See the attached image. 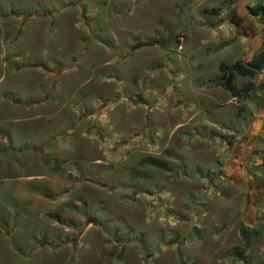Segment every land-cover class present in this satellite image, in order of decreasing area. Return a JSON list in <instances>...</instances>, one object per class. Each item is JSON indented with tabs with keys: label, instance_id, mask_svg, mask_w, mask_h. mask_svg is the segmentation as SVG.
I'll use <instances>...</instances> for the list:
<instances>
[{
	"label": "rangeland",
	"instance_id": "1",
	"mask_svg": "<svg viewBox=\"0 0 264 264\" xmlns=\"http://www.w3.org/2000/svg\"><path fill=\"white\" fill-rule=\"evenodd\" d=\"M255 3L0 0V264H264Z\"/></svg>",
	"mask_w": 264,
	"mask_h": 264
},
{
	"label": "trees",
	"instance_id": "2",
	"mask_svg": "<svg viewBox=\"0 0 264 264\" xmlns=\"http://www.w3.org/2000/svg\"><path fill=\"white\" fill-rule=\"evenodd\" d=\"M246 10L251 15H258L264 18V3H255L251 6H246ZM264 63V41L262 49L256 54L255 58L249 62H241L236 60L232 62L230 65H226L225 63H219V83L222 84L224 88H226L233 95L238 94L239 90L235 87L233 83V79L235 75H240L242 77H252L255 73H257L262 64ZM245 89V88H244ZM241 233L245 236L246 231ZM234 255H238L237 251L233 252Z\"/></svg>",
	"mask_w": 264,
	"mask_h": 264
},
{
	"label": "flooded vegetation",
	"instance_id": "3",
	"mask_svg": "<svg viewBox=\"0 0 264 264\" xmlns=\"http://www.w3.org/2000/svg\"><path fill=\"white\" fill-rule=\"evenodd\" d=\"M241 163L243 162V160L240 161ZM228 165V164H227ZM230 176L232 177V172L230 171Z\"/></svg>",
	"mask_w": 264,
	"mask_h": 264
}]
</instances>
